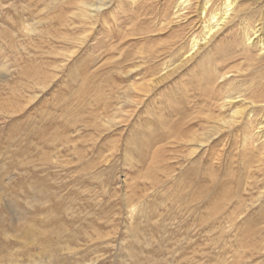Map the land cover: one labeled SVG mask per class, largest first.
Instances as JSON below:
<instances>
[{
  "label": "rangeland",
  "instance_id": "1",
  "mask_svg": "<svg viewBox=\"0 0 264 264\" xmlns=\"http://www.w3.org/2000/svg\"><path fill=\"white\" fill-rule=\"evenodd\" d=\"M84 1L0 0V264H264V138L195 142L263 120L264 4L186 63L199 0Z\"/></svg>",
  "mask_w": 264,
  "mask_h": 264
},
{
  "label": "bare ground",
  "instance_id": "2",
  "mask_svg": "<svg viewBox=\"0 0 264 264\" xmlns=\"http://www.w3.org/2000/svg\"><path fill=\"white\" fill-rule=\"evenodd\" d=\"M108 1L109 0H100V3H98V4H91V3H88L86 1L82 2L81 8L79 10L81 17L83 19H86L87 21L88 20L92 21V20L98 19L99 17H101L104 14V10L107 7ZM192 1L193 0H181L178 3V6H177L178 11L176 12L175 15L177 16L179 13H181V11L186 10L188 7H190L189 5L192 3ZM218 1H220V3ZM251 2H254L257 5H261V4L263 5L264 4V0H251ZM210 3H212V6H209ZM186 4H188V5H186ZM249 9H250V7H249L248 3H242L241 4L240 0H209V1L208 0H199L197 7H196V10H200L199 17H200V23H201L200 29L202 32V34H201L202 37H200L201 39L196 38L193 40L194 43L192 44V46L190 48L189 56L186 58L185 62L187 63L189 61V59H192L197 54H199L198 52H200L203 49V47L208 45L211 41L215 40V38L223 30H225V28L228 25H230V23H232V21L236 17H238V15L240 13H246L247 11L249 12ZM201 12L203 14L205 13L204 18H202L200 16ZM207 17H208V19H207ZM261 21L258 25H255V26L249 25L246 22L247 23L246 26L242 29L243 30L242 40H243V43L245 44V46H248V48H251L250 46H258L259 49L261 51H263V53H264V22H261ZM82 44H86V42H83ZM245 51H249V50L245 49ZM244 53H246V52H244ZM252 60L254 62V59H252ZM129 74H131V73H129ZM229 76H230L229 73H225L220 78L227 80L229 78ZM163 77H165V76L163 75L160 79H163ZM160 79H157V80H160ZM215 82H216V79H215ZM218 83L219 82H217V84ZM213 85H215V84H213ZM151 87L152 86H150V88ZM226 95H223V96H226ZM222 99L223 100H222L220 106H221L223 112L230 109V108H234L237 104V100H239L237 97L235 98L233 96H227V97L222 98ZM218 105H219V103H218ZM253 105H260L259 107L264 108V101H262V102H254L253 101ZM247 110L248 109H242V110L239 109L236 111L233 110L234 111L233 114L231 116H229L228 118L225 117L224 119H219V117H218L217 118L218 121H216V125L212 128V131L209 132L210 134L204 136V138H203V136H202V138H195L196 139L195 142L197 144L196 152L198 151L197 149L205 147L206 144L208 145V143H210L211 140H213L216 136H219L222 131L223 132H233L234 130H236L242 126H247V125L249 126V130L247 131V133L244 137L245 138V140L243 141L244 145H248V143L250 142V139L253 138V136H260V137L262 136L264 138V118H263V120L261 119V121H258V123L256 121V123L254 125V122L252 121V119L250 117L251 114H250L249 118L245 117ZM119 113H121V112H119ZM115 119H117V118H115ZM214 122H215V120H214ZM113 123H114V125H119L118 120L113 119ZM196 137H197V135H196Z\"/></svg>",
  "mask_w": 264,
  "mask_h": 264
}]
</instances>
